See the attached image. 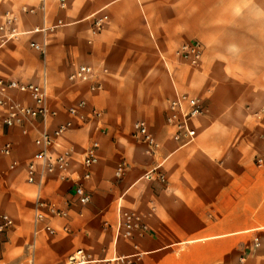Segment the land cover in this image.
<instances>
[{
	"label": "crops",
	"instance_id": "0c3cea01",
	"mask_svg": "<svg viewBox=\"0 0 264 264\" xmlns=\"http://www.w3.org/2000/svg\"><path fill=\"white\" fill-rule=\"evenodd\" d=\"M6 11L24 34L0 48V78L44 86L58 114L44 124L8 128L0 110V148L14 146L0 158V214L14 219L0 239V264H107L119 257L124 261L112 264H264V167L255 162L264 154V113L256 115L264 109V0H67L64 9L58 0H0V23ZM102 15L109 19L94 33L93 21ZM60 19L64 25L53 31L30 32ZM195 41L203 57L191 66L176 51ZM80 64L95 68L91 83L100 89L69 80ZM177 93L207 106L187 145L175 140L167 122ZM13 96L33 104L26 95ZM80 100L87 101L85 119L68 111ZM69 120L73 126L50 153L74 149L70 178L47 175L40 188L28 183L40 131ZM139 120L160 144L155 154L134 134ZM94 140L99 161L85 181L91 202L82 206L73 187ZM121 163L127 169L119 178ZM153 169L165 181L147 179ZM38 197L68 211L51 221L54 235L45 230L47 221L36 222ZM121 210L138 213L147 229L125 237ZM78 249L93 260L73 262Z\"/></svg>",
	"mask_w": 264,
	"mask_h": 264
},
{
	"label": "built area",
	"instance_id": "2783aa9c",
	"mask_svg": "<svg viewBox=\"0 0 264 264\" xmlns=\"http://www.w3.org/2000/svg\"><path fill=\"white\" fill-rule=\"evenodd\" d=\"M58 2L62 9L66 8L67 0H58ZM23 10L28 13L35 12L33 8L24 7ZM108 19V15L95 17L92 25L93 32L100 31ZM16 20L17 18L10 11H6L3 15V22L0 23V48L10 41L18 40L24 34L16 27ZM62 25H64V21L60 19L54 26L36 27L30 32L53 31ZM30 46L44 52V46L36 41L31 42ZM176 55L189 65L198 66L203 57V47L198 41L186 43L176 51ZM95 75L96 70L93 66L80 64L69 74L68 78L73 83H91ZM101 87V83L93 82L90 85V90L96 91ZM15 92L26 95L33 104H27L16 99L13 96ZM47 100L48 95L45 87L38 83H26L14 79L0 78V110H2L3 122L8 128L24 126L27 121L38 119L43 121L44 124L50 116H56L58 111L50 109ZM86 106L87 101L80 100L75 106L70 107L68 111L72 116L85 119L84 109ZM206 109L207 106L203 100L187 93H177L175 97L169 100L167 122L174 128V138L180 145H187L195 140L197 131L193 127V121L203 115ZM263 113L264 109H261L256 112V115L260 117ZM93 114L97 117L101 116V112L97 110H94ZM72 126L73 122L69 120L59 124L53 132L43 127V130L40 131L35 139V144L39 149L27 164L28 183L37 184L40 188L47 175H55L60 180H68L70 178L71 158L75 153L74 149L69 146H62V151L56 156L51 155L50 149L53 146L60 145L59 139ZM134 131V134L145 144L147 153L155 154L159 150L160 144L150 131L146 121H137L134 125ZM27 132L28 129L24 127V133ZM13 148V143L5 142L0 148V158L11 156ZM99 149L100 143L96 140L92 141L82 159L83 172L79 175L73 187L76 201L82 206L88 205L92 199L91 193L85 186V181L91 178V168L99 161ZM255 162L259 167H264V154L258 155ZM18 164V161H14L10 167L14 169ZM126 169L127 165L125 163L119 164L116 168V176L121 178L125 174ZM154 177H159L161 181H165V177L157 169H153L146 175L147 179H153ZM66 216H68V211L56 201L42 197H38L36 200V222L47 221L44 228L49 234L54 235L57 233V230L51 225V221L56 217ZM13 226L14 219L9 214H0V239ZM118 226L125 237H131L137 230L147 229L140 215L130 210L120 211ZM63 230L68 231V228L64 227ZM256 245H260L258 239ZM71 260L76 263H85L93 259L91 253L84 249H78ZM115 260L124 261V258H114L106 263L112 264Z\"/></svg>",
	"mask_w": 264,
	"mask_h": 264
}]
</instances>
